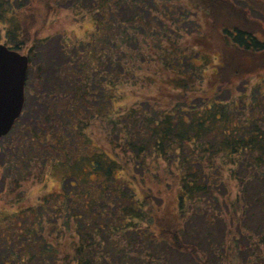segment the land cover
Listing matches in <instances>:
<instances>
[{
    "label": "trees",
    "instance_id": "obj_1",
    "mask_svg": "<svg viewBox=\"0 0 264 264\" xmlns=\"http://www.w3.org/2000/svg\"><path fill=\"white\" fill-rule=\"evenodd\" d=\"M47 1L69 7L72 0ZM73 1L75 18L89 16L92 22L89 38L74 44L78 56L65 47L46 55L47 38L35 39L25 79L28 85L31 58H37L32 86L36 81L40 87L33 106L36 113L43 107L46 117L34 118V143L28 146L43 151L41 164L47 160L62 170L65 184L61 180V191L44 193L36 205L21 206L25 196L19 193L15 209L0 211V264H180L192 261L188 250L199 251L201 235L209 246L217 240L215 250L224 234L223 213L234 223L233 209L239 214L236 233H256L264 245V81L249 87L251 76L264 72V32L251 26L247 12L222 18L231 0H188L205 13L202 24L179 0ZM254 1L244 0L250 9ZM32 5L33 0H0V43L23 48V19ZM213 27L221 40L214 55L219 62L204 86L211 59L186 41L204 40ZM197 59L201 64L193 65ZM145 70L168 72L175 88L169 99L113 109L125 86L147 84ZM223 88L236 93L224 98ZM102 99L105 110L94 113ZM24 100L10 131L27 106L26 93ZM94 119L108 125L104 144L92 143L88 130ZM29 133L19 136L24 146ZM9 155L11 169L15 158ZM162 166L175 188L165 203L156 201L159 190L151 188L162 182L151 168ZM225 175L237 187L235 198L225 200L230 211L220 205ZM7 176L1 175L4 184ZM197 217L206 233L182 227Z\"/></svg>",
    "mask_w": 264,
    "mask_h": 264
},
{
    "label": "rangeland",
    "instance_id": "obj_2",
    "mask_svg": "<svg viewBox=\"0 0 264 264\" xmlns=\"http://www.w3.org/2000/svg\"><path fill=\"white\" fill-rule=\"evenodd\" d=\"M192 1L195 2L197 0ZM212 1L215 3L221 1L223 2V0ZM52 2H48L47 0H33L32 8L28 12L29 14H26L23 19L26 35L23 48L17 50L20 54L30 56V54L32 53L29 51V47H31L33 41L35 39L45 40L47 38L45 44L47 46L46 48H48L46 51V55H50V52L57 55V49L59 50L65 47L66 49H68L70 54L75 55V57L78 56L79 52L77 51L79 50V46L75 47L74 44H77L78 42L87 40V38H89V35L92 31L91 18L89 16H84L79 17L80 19H76L75 14L70 9V6L74 2L73 0L68 2L69 7H66L65 4L52 7ZM175 2L176 1H174V4ZM170 4L174 5L171 2ZM178 4L180 6L183 5L184 7H193L188 2V0H179ZM175 5L174 7H176ZM225 5L228 6L227 8L229 9V13L221 10L222 14L220 16L222 18L229 15L233 16L234 19H236V16H246L247 12V16H249L250 19L253 20L250 21L251 26L253 25L256 29L262 30L264 32V0H255L253 2V5L255 6L253 7L255 9H250L249 6L244 2V0H231V4L225 2ZM196 7H198V5ZM191 11L193 14H195L196 20L201 21L202 24L204 22L205 13L200 8H192ZM164 20V22H168V24L174 26L173 24H171V20ZM202 27L203 26H201V28ZM211 31H213V33L208 31L209 34L207 36L206 34L203 35L202 39L204 38V40L200 39L196 42L195 40L191 39L186 41V44L188 45L197 44L196 49H198V52H200L202 56L211 59V62L209 63L210 65L204 70L203 73L205 77L204 86H207L206 83H208V81L213 78L212 69L219 62V59H214V55L218 54L217 46L221 44V40L219 39V36L217 34L218 31L214 27ZM262 37L264 36L260 35L259 39H263ZM41 46L42 45L40 44L39 47ZM74 49H76V51ZM150 52L156 54L153 50H150ZM56 57H54L55 60ZM37 61V58H31V72L27 80L28 85H25V87L27 86L25 90L27 97V106L25 107L18 124L7 135L0 138V147L2 151L0 152V154H2L0 157V211H4L3 213H7L8 211L11 212L16 208L13 204V199H17L19 193H23L25 196V199L22 201L23 203L21 206H26L27 204L36 205L38 204L40 196H42L44 193L61 191V180L63 181V184H65L64 180L62 179V170L58 167L53 168L51 166V163L47 162V160L44 164H41L40 158L43 151H39L38 153L37 148L29 149L28 146V144L30 145L32 142L34 143V140L32 139V137H34L32 133L34 132V129H36V127H33L35 121L34 118L37 117V114L39 116L40 113L43 116V120L44 117H46L43 114L45 112L42 111L43 107H37L40 112L36 113L34 112L35 110L33 106L35 102V94L38 93V87H40V84H38V82L36 81L35 86H32V82H34L32 78L38 75L39 63ZM83 61L84 60H81V62ZM201 61L202 59H197L193 65H200ZM148 68L152 71L156 69V66H154L152 63H150L149 65L148 63ZM151 71L149 72L145 70L143 71V73H141L144 78H146L148 75L147 84L142 82L134 86H131L130 84L128 86H125V94L121 99H117L114 102L113 109H118V105L131 106L140 104V101L144 100L152 103L155 102L157 104L160 103V101L163 99L168 100V97L165 98L167 93L171 92L170 89H175L172 86L171 81L166 78L167 76H169L168 72L163 70L161 74H152ZM263 73L252 75L249 87H251L252 85H256L257 82H260L262 80L264 81V76L262 75ZM47 74L48 73H44L43 77L46 78ZM36 89L38 90L36 91ZM235 93V88L232 89V91L227 88L222 89L224 98H231L233 96L232 94ZM96 95L99 96V93L97 92ZM97 96H95L94 98V100H96L94 101L95 103H97L98 100ZM100 104H102L101 108H98L97 105L96 109L92 108L94 113H97L96 110H105L104 99L100 101ZM90 105H92V103H90ZM47 111L50 112L51 107L46 110V115L48 114ZM86 118L88 119V117ZM27 123L31 125L28 126ZM90 124L93 125V128H89L88 130V132H90V135L94 137L92 143H94V145H98L99 143L104 144L107 141L106 137L108 135L110 136V131L107 128L108 125L106 121L102 119H94ZM26 125L28 126V128L26 127ZM27 131L28 133H32H29V135L27 136V144L26 146H24V139H20V137L25 136ZM10 153L14 155L15 158V160L12 159V161L10 162L12 163V165H10L11 169L8 168L9 166L7 167L9 163L7 161L9 160ZM3 161L6 162L4 165ZM151 169L154 175H157L162 179L161 184H158L157 186H155L156 184H154L153 186H151L152 192L155 193L159 190V195H156V201L159 203H165L166 201L164 197L166 195L172 196L175 188L171 186V180L169 176L165 175L164 166H162L161 168ZM9 173L11 175L13 173H16V175L12 177ZM2 174L4 176L9 175L7 176V178L10 177V180L5 184L2 182ZM16 179L17 181L19 180L20 183L16 182ZM224 179L225 181L221 186L222 197H220V205L223 204V211H230L231 208L227 207V205L225 204V200L227 199L228 202H231L235 198L237 187L235 185L236 182L233 180H229L227 175L224 176ZM18 185H20L19 188L17 187ZM167 204H169L168 201ZM233 211V217L237 219L236 215L239 214H235L234 209ZM229 217L230 213L229 216L223 213L222 220H224V222H221L223 225H221V227H223L224 229V234L222 241L217 244L215 250L212 249V246L217 242V240L211 242L212 244L211 246H209L208 241H204L203 235H201L200 238L196 239L201 245H199L201 250H197L198 252L196 254L194 252V249L188 250L191 253H187L189 256L188 258H192V261H186L184 259L180 261V264H264V245L256 241L258 238L256 237V233H252L249 235L244 234L243 236L237 234L235 228L238 227V223H236V219H234V223H231ZM213 222L216 228H220V224L218 221ZM183 225L187 229H206V226L204 223H202L200 217H197L195 219L192 218L190 222L182 223V227ZM205 231L207 232V229L203 232ZM242 233H245V231H243ZM195 249L197 248L195 247ZM207 249H212L208 250L210 254L208 252V255H203L201 251L205 252ZM175 252L179 253L178 251ZM213 252L215 254H213Z\"/></svg>",
    "mask_w": 264,
    "mask_h": 264
},
{
    "label": "water",
    "instance_id": "obj_3",
    "mask_svg": "<svg viewBox=\"0 0 264 264\" xmlns=\"http://www.w3.org/2000/svg\"><path fill=\"white\" fill-rule=\"evenodd\" d=\"M28 57L0 43V138L12 128L24 105Z\"/></svg>",
    "mask_w": 264,
    "mask_h": 264
},
{
    "label": "flooded vegetation",
    "instance_id": "obj_4",
    "mask_svg": "<svg viewBox=\"0 0 264 264\" xmlns=\"http://www.w3.org/2000/svg\"><path fill=\"white\" fill-rule=\"evenodd\" d=\"M25 101V100H24ZM13 127V126H12Z\"/></svg>",
    "mask_w": 264,
    "mask_h": 264
}]
</instances>
